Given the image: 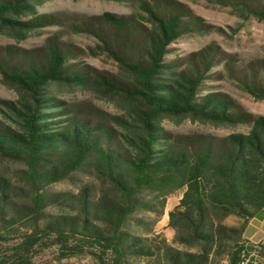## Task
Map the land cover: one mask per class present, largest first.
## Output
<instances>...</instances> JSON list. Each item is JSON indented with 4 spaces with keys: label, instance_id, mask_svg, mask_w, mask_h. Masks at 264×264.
I'll return each instance as SVG.
<instances>
[{
    "label": "trees",
    "instance_id": "16d2710c",
    "mask_svg": "<svg viewBox=\"0 0 264 264\" xmlns=\"http://www.w3.org/2000/svg\"><path fill=\"white\" fill-rule=\"evenodd\" d=\"M47 1L0 0V34L22 42L66 25L94 36L90 53L113 59L117 72L83 63L61 31L48 38L44 58L0 47L1 82L17 95L0 98V243L24 251L13 264H35L32 251L45 238L59 242L62 257L89 264H240L264 253V244L245 239L264 210V114L249 113L214 83L227 77L264 101V58L240 63L215 43L181 55L179 38L212 25L180 0H132L133 14L79 22L40 13ZM207 1L264 23V0ZM76 88L119 113L74 108L60 92ZM185 118L248 129L181 134L163 123ZM65 181L77 191L53 188ZM176 192L168 239L156 225Z\"/></svg>",
    "mask_w": 264,
    "mask_h": 264
},
{
    "label": "rangeland",
    "instance_id": "374dc122",
    "mask_svg": "<svg viewBox=\"0 0 264 264\" xmlns=\"http://www.w3.org/2000/svg\"><path fill=\"white\" fill-rule=\"evenodd\" d=\"M189 6L192 11L198 15L203 22L212 25L209 32L203 34L190 33L179 38L173 47L181 55L198 51L210 43H215L228 53L234 54L240 63H247L252 59L264 58V23L255 18L247 20L242 19L236 12L228 6L213 4L207 0H180ZM40 13H54L62 16L67 22L81 21L89 17L101 15L104 12L112 14L130 15L136 12L134 1H112V0H49L39 8ZM60 29V30H58ZM56 31L64 34V41L75 44L81 48L79 51V60L105 72H117V65L105 54L93 56L90 53L89 46H95L97 39L88 33L74 32L66 25L49 26L42 30L40 34H33L22 42H16L14 39L0 34V47L15 45V48L26 50H36L38 57L44 58L46 55V46ZM222 64L215 66L214 69H221ZM215 89L228 93L237 100L242 107L253 115L264 114V101L256 100L251 95L231 83L227 77L215 81ZM60 95L73 104V107L83 111H91L103 115L110 113H119L116 105L112 102L99 98L94 92L85 89H62ZM16 92L6 87L1 82L0 76V98L16 99ZM166 129L181 134H203L212 136H224L233 132L246 131L248 126L239 125L237 127L215 126L211 123H204L191 118H185L180 122L165 119ZM79 185L65 181L56 183L53 188L56 190L77 191ZM180 192L172 194L166 204L165 214L156 225L161 229L168 239H172L174 230L168 226V211L175 206L180 199ZM228 222L234 224L237 218L231 216ZM255 227L251 234L255 232L253 240L245 239L254 244H264V224L253 222ZM17 242L9 241L0 243V264H13L22 252L17 247ZM61 246L54 238H45L32 251V260L35 264H89V257H71L61 256ZM259 264H264V253L257 256Z\"/></svg>",
    "mask_w": 264,
    "mask_h": 264
},
{
    "label": "crops",
    "instance_id": "0c3cea01",
    "mask_svg": "<svg viewBox=\"0 0 264 264\" xmlns=\"http://www.w3.org/2000/svg\"><path fill=\"white\" fill-rule=\"evenodd\" d=\"M255 220V223L259 224L260 226H262L264 224V210L261 211L256 217L252 218L246 228L245 231V237H247L250 240H253L254 236H255V232L253 234H251L253 227H255V224L253 223Z\"/></svg>",
    "mask_w": 264,
    "mask_h": 264
},
{
    "label": "built area",
    "instance_id": "2783aa9c",
    "mask_svg": "<svg viewBox=\"0 0 264 264\" xmlns=\"http://www.w3.org/2000/svg\"><path fill=\"white\" fill-rule=\"evenodd\" d=\"M258 255L256 254L255 251L249 253L248 256L244 257L240 264H248V263H252V264H258L259 263V259L257 257Z\"/></svg>",
    "mask_w": 264,
    "mask_h": 264
}]
</instances>
